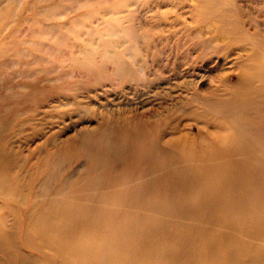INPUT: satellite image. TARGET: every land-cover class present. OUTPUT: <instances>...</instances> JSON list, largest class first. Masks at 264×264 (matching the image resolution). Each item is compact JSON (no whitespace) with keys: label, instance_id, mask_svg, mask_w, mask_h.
<instances>
[{"label":"rangeland","instance_id":"rangeland-1","mask_svg":"<svg viewBox=\"0 0 264 264\" xmlns=\"http://www.w3.org/2000/svg\"><path fill=\"white\" fill-rule=\"evenodd\" d=\"M226 1L243 31L235 41L199 12L201 0H0V235L15 214L27 221L66 204L86 216V232L129 229L158 247L197 233L204 264L229 257L234 240L264 242L253 194L230 182L202 199L223 165L249 170L255 159L211 102L241 84L264 45V0ZM133 130L174 157L172 171L151 152L130 166L103 151L113 132ZM139 186L149 192L137 197Z\"/></svg>","mask_w":264,"mask_h":264},{"label":"bare ground","instance_id":"bare-ground-1","mask_svg":"<svg viewBox=\"0 0 264 264\" xmlns=\"http://www.w3.org/2000/svg\"><path fill=\"white\" fill-rule=\"evenodd\" d=\"M224 2L227 1L201 0L199 12L203 16L218 19L221 23L219 29L223 30L230 40L235 41L243 31ZM261 45L258 43L251 54L254 62L247 76L241 80V84L230 90L227 98L211 102L212 108L215 106L221 111L224 110L240 125L238 136L241 137V149L246 154L255 155L253 167L249 170L245 168L229 170L223 165L221 171L219 170L209 180V185L213 187L208 186L202 195L201 198L205 201L216 198L212 191L218 188L219 192L222 191L220 184L224 187L233 182L236 191L253 194L254 200L249 205L251 208L264 210V45ZM122 133L118 137L119 134L113 132L114 137L105 139L107 147L102 150L108 154L110 152L119 154L121 163L130 166L137 158L143 159L150 156L151 152L160 157V162L167 171L171 170L170 165L174 164V157L154 152L149 133L140 130ZM98 157L104 162L103 167L108 168L113 161L111 154ZM177 173L167 175L164 186L159 183L163 188L159 196L165 199L172 196L170 181L176 182ZM255 175L260 178H255ZM157 182L158 180H152L150 185ZM154 186L160 188L158 184ZM142 188L148 191L150 187L147 189L139 186L138 192L136 191L137 197H141ZM157 191L159 192V189ZM68 211L77 210L74 207H66V204H59L47 210L42 217L30 218L27 221L19 214H15L14 221L0 235V264H204L197 261L198 252L195 244L197 233L176 232L172 244L168 247H158L151 243L146 234L132 233L129 229L86 232L81 221L82 217L86 216ZM260 218L264 227V217ZM254 235L264 236V229ZM24 248L33 250L36 254L24 251ZM230 248L229 257L226 250V256H215L214 263L206 264H264V242H257L252 246L234 240ZM241 255L247 256L243 263L235 259Z\"/></svg>","mask_w":264,"mask_h":264}]
</instances>
